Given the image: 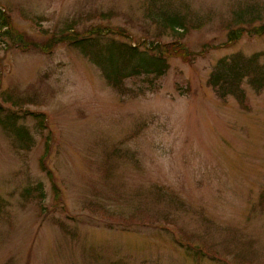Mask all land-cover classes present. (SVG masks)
I'll list each match as a JSON object with an SVG mask.
<instances>
[{
	"label": "rangeland",
	"instance_id": "374dc122",
	"mask_svg": "<svg viewBox=\"0 0 264 264\" xmlns=\"http://www.w3.org/2000/svg\"><path fill=\"white\" fill-rule=\"evenodd\" d=\"M172 1L201 24L184 37L193 54L171 57L160 77L126 79L127 91L111 87L78 49L23 51L0 26V102L5 91L29 94L34 102L22 110L47 116L43 132L24 121L30 149L0 125V264H264V90L245 83L243 107L208 84L219 58L264 50V34L227 43L233 10L264 0ZM148 6L0 0V19L40 44L94 25L144 41L160 34ZM164 33V41L175 37ZM48 141L59 194L41 167ZM38 184L43 198L23 196Z\"/></svg>",
	"mask_w": 264,
	"mask_h": 264
},
{
	"label": "trees",
	"instance_id": "16d2710c",
	"mask_svg": "<svg viewBox=\"0 0 264 264\" xmlns=\"http://www.w3.org/2000/svg\"><path fill=\"white\" fill-rule=\"evenodd\" d=\"M147 15L154 20L160 34L154 38L148 37L144 41L124 33L126 29L114 30L94 25L84 31L73 26L67 27L60 34L51 36L45 44H40L34 38L29 37L25 31L16 28L7 15L1 16L0 26L8 27L3 31L4 34L9 35L12 39H17L18 45L23 51L34 48L49 52L58 43H66L78 49L101 70L111 87L119 91H127L126 79L136 76L160 77L169 70L171 57L189 60L193 52L184 42V37L191 29L201 25L200 23L195 24L188 12L174 7L172 0H149ZM100 16L102 18L112 17L113 11L102 12ZM227 26L229 29L227 43L237 42L245 34L263 35L264 3L253 1L246 5H239L233 10ZM165 31L173 32L172 35L175 37L172 41L162 39L160 35L161 33L165 34ZM117 35L126 37V40ZM245 83H248L257 92L264 90V50L251 54L237 51L223 56L216 62L208 78V84L221 99L233 96L243 107L247 102ZM2 97L0 125L15 139L20 148L30 149L35 143V138L24 121L28 117L33 118L38 130L43 132L46 130V114L22 110L23 104L34 102L33 96L31 97L29 94L16 96L10 91H5ZM25 97L30 98L26 99ZM14 107L16 109L19 107V110ZM19 111H23V113ZM49 147L48 141L41 167L52 180L55 192L59 194L53 173L46 167L45 159ZM41 187L42 184L29 186L24 189L23 196L29 197L34 192H38V195L43 198L44 192ZM259 201L264 205V188ZM5 207V200L0 197V214ZM187 249L190 252L195 251V255H201L202 252L201 248L187 247Z\"/></svg>",
	"mask_w": 264,
	"mask_h": 264
}]
</instances>
